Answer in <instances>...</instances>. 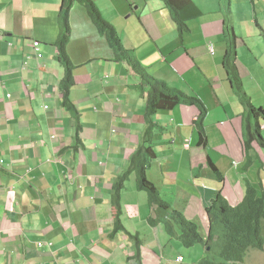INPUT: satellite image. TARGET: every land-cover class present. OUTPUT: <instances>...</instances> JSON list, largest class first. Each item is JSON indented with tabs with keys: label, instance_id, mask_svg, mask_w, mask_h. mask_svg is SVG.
<instances>
[{
	"label": "crops",
	"instance_id": "1",
	"mask_svg": "<svg viewBox=\"0 0 264 264\" xmlns=\"http://www.w3.org/2000/svg\"><path fill=\"white\" fill-rule=\"evenodd\" d=\"M92 1L150 76L206 110L201 123L189 104L158 112L145 171L161 199L205 236L217 192L231 207L247 185L264 196V149L246 146L251 119L223 67L233 39L231 64L242 90L264 108V38L253 31L255 25L264 33V0H230V25L222 0H193L202 15L182 40L160 0H141L134 10L125 0ZM60 7L61 0H0V264H184L178 239L150 224L155 207L136 188L135 172L114 203L143 143L150 89L74 3L66 50L75 113L64 108L55 45ZM259 126L264 139L262 120Z\"/></svg>",
	"mask_w": 264,
	"mask_h": 264
},
{
	"label": "trees",
	"instance_id": "2",
	"mask_svg": "<svg viewBox=\"0 0 264 264\" xmlns=\"http://www.w3.org/2000/svg\"><path fill=\"white\" fill-rule=\"evenodd\" d=\"M177 31L180 40L190 31L189 22L201 17L202 13L193 0H160ZM226 4V19L230 25L231 11L229 2ZM74 3L83 6L89 20L96 30L107 41L114 56L121 62H125L131 70L140 77L141 84L150 89L147 96L144 119L146 130L141 148L132 157L128 169L119 179L114 190L115 205L118 204L120 188L132 173H136V188L147 194L149 203L155 207V218L150 219V224H162L164 231L171 238H177L182 247L191 249L196 245L201 246L204 256L196 264H244L247 253L250 250L261 251L264 248V196H258L257 190L247 185L243 200L236 207H231L217 192L214 200L206 209L208 219L207 234L202 236L200 226L185 219L181 212H178L164 202L158 190L145 177V171L149 167V162L154 157L151 145L157 126L153 123V117L158 112L170 111L179 104H189L200 110L199 121H202L206 110L202 103L195 97H188L179 90L168 87L164 82L150 76L141 66L137 59L125 50L119 40L115 28L104 20L92 0H61V7L58 15L59 34L56 40L58 50V61L63 68V77L59 83L62 95V106L75 113V109L70 101L69 95L74 87L73 65L67 54L66 46L69 41L70 25L69 13ZM227 54L223 61V67L233 75L231 81L235 87L237 95L243 101L248 117L251 119L252 128L246 146L254 141L260 148H264V139L259 133V121L264 122V108H255L242 90V84L236 76L232 66L235 55L234 40L228 41ZM77 118V113H76ZM199 134L203 129L198 126ZM79 126L77 128V135ZM203 139H200L202 143ZM213 171L219 176L217 170L212 166ZM118 207V206H117ZM120 229V225H116Z\"/></svg>",
	"mask_w": 264,
	"mask_h": 264
},
{
	"label": "rangeland",
	"instance_id": "3",
	"mask_svg": "<svg viewBox=\"0 0 264 264\" xmlns=\"http://www.w3.org/2000/svg\"><path fill=\"white\" fill-rule=\"evenodd\" d=\"M222 1H223L222 7H223L224 11H226L225 1L224 0H222ZM140 2H141V0H125V6L129 10H131V9L134 10L138 5H140ZM220 12H221V15L223 16V19H224V16H225V19L228 18V16H226V14L224 15V12H223L221 6H220ZM133 13L134 12L130 11L129 14H127V16H129L130 14H133ZM253 31L255 34L260 33L262 35V37L264 38V33L255 25L253 26ZM227 73L229 76V81L231 82L233 80V75H231L230 72H227ZM72 74H73V72H72ZM73 80H74V78H73ZM231 84H232V82H231ZM234 89H235V87H234ZM200 123L198 125H200ZM142 144H141V146H142ZM141 146H140V148H141ZM261 149H264V148H261ZM135 184H136V179H135ZM203 253H204V251H203L202 247L198 246V245H196L195 247H193L191 249H186L184 247L181 248V255L185 259L184 264H196V263H198V261L204 256ZM244 264H264V248L261 251L250 250L246 255Z\"/></svg>",
	"mask_w": 264,
	"mask_h": 264
},
{
	"label": "built area",
	"instance_id": "4",
	"mask_svg": "<svg viewBox=\"0 0 264 264\" xmlns=\"http://www.w3.org/2000/svg\"><path fill=\"white\" fill-rule=\"evenodd\" d=\"M38 45H39V43L37 41H34L32 43L33 50L36 53V57H38L40 59L42 57V54L38 53ZM207 49H208L209 54L213 55L214 50H215L214 45L211 44V43L208 44ZM6 97L9 98L10 95L7 94ZM38 246L39 247L47 246L48 248H50L51 247V244L50 243H42V242H40V243H38ZM178 261H181V258Z\"/></svg>",
	"mask_w": 264,
	"mask_h": 264
},
{
	"label": "clouds",
	"instance_id": "5",
	"mask_svg": "<svg viewBox=\"0 0 264 264\" xmlns=\"http://www.w3.org/2000/svg\"><path fill=\"white\" fill-rule=\"evenodd\" d=\"M43 247H44V246H43ZM45 247H47V246H45ZM47 248H48V247H47ZM180 258H181V257H179V258L177 259V263H181V262H182L183 258H181V261H178Z\"/></svg>",
	"mask_w": 264,
	"mask_h": 264
}]
</instances>
